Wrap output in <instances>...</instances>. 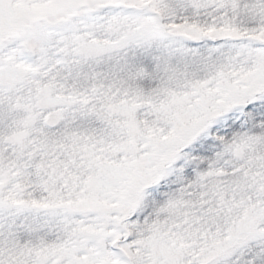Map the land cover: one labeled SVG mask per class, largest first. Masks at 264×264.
Listing matches in <instances>:
<instances>
[{
  "label": "snow or ice",
  "instance_id": "6c2138e0",
  "mask_svg": "<svg viewBox=\"0 0 264 264\" xmlns=\"http://www.w3.org/2000/svg\"><path fill=\"white\" fill-rule=\"evenodd\" d=\"M0 264H264V0H0Z\"/></svg>",
  "mask_w": 264,
  "mask_h": 264
}]
</instances>
